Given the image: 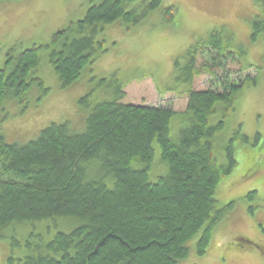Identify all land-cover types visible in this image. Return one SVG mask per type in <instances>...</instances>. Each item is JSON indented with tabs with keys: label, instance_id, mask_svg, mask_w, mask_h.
Masks as SVG:
<instances>
[{
	"label": "trees",
	"instance_id": "trees-1",
	"mask_svg": "<svg viewBox=\"0 0 264 264\" xmlns=\"http://www.w3.org/2000/svg\"><path fill=\"white\" fill-rule=\"evenodd\" d=\"M257 1L261 12L252 19L251 40L264 34V0ZM160 4L89 0L84 16L59 28L47 43L11 48L0 67V105L13 98L25 104L34 84L47 90L37 74L42 50L65 86L105 51V24L120 18L134 25ZM175 10L168 5L162 13L171 21ZM204 54L198 66L197 57ZM245 54L225 26L189 45L173 63L174 80L189 85L204 72L215 78V88L188 89L181 112L122 102L124 83L116 82L108 98L91 104L90 93L81 97L88 107L82 131L68 121L50 122L25 143L9 142L0 132V239L10 244L6 264H181L186 243L198 232L196 253L204 254L215 225L234 204L218 201L216 186L237 164L234 141L248 140L236 128L220 146V159L215 143L223 117L236 109L234 99L244 85L255 83L250 74L228 79L233 73L228 60L237 61L241 72L254 67L242 63ZM222 70L225 78L219 76ZM219 110L222 116L212 121ZM174 118L183 124L177 132ZM157 162L161 174L150 175Z\"/></svg>",
	"mask_w": 264,
	"mask_h": 264
},
{
	"label": "rangeland",
	"instance_id": "rangeland-1",
	"mask_svg": "<svg viewBox=\"0 0 264 264\" xmlns=\"http://www.w3.org/2000/svg\"><path fill=\"white\" fill-rule=\"evenodd\" d=\"M258 2L161 0L159 7L134 25L120 18L105 24L101 34L105 51L85 64L79 76L65 86L48 63L47 50H42L37 74L47 90L34 84L26 93L25 104L15 98L5 100L0 105V132L9 142L25 143L50 122L68 121L73 130L82 131L88 107L80 103L81 97L90 93L86 100L91 104L108 98L116 82L124 83L122 102L166 106L181 112L187 104L186 91L215 88V78L202 72L189 85L178 83L173 76L175 59L182 56L189 45L205 40L211 29L226 26L233 33L235 43L243 45L246 51L242 63L254 66L241 72L237 61L228 60L227 67L233 72L228 79H241L246 74L256 78L254 84L247 82L236 94V109L223 117L225 125L217 133L215 143L220 159L223 161L220 146L236 128L248 140L234 141L237 164L218 182L214 193L222 204L233 200L232 208L215 225L205 253L201 256L196 253L198 232L186 243L188 255L179 263L264 264L262 252H245L229 245L232 236L237 234L257 239L262 235L256 229L264 232V34L259 33L251 40L252 19L261 12ZM88 5L89 0H0V67L11 48L17 47L18 51L47 43L59 28L81 19ZM168 5L176 7L171 21L162 13ZM204 57L205 54L197 57L198 66L205 62ZM184 61L179 59L181 64ZM224 74V70L219 71L220 77ZM216 87L222 90L221 86ZM221 116L219 110L211 119L216 121ZM182 125L177 118L171 122L174 132ZM158 156L156 147L153 162ZM249 159L255 162L254 171L244 173ZM152 167L150 175L162 172L160 163H153ZM165 170L166 166L163 172ZM253 190L254 196L248 198L247 193ZM24 231L26 228L18 230V234ZM9 252V240L1 238L0 264H6ZM22 252L15 249L16 254Z\"/></svg>",
	"mask_w": 264,
	"mask_h": 264
},
{
	"label": "flooded vegetation",
	"instance_id": "flooded-vegetation-1",
	"mask_svg": "<svg viewBox=\"0 0 264 264\" xmlns=\"http://www.w3.org/2000/svg\"><path fill=\"white\" fill-rule=\"evenodd\" d=\"M249 160H250L249 163L246 164L244 173L250 172L251 170H252L251 172L254 171L255 162L252 159H249ZM256 231L259 233V235H262V237H258L257 239H252L250 237L237 234L235 236H232V238L229 241V245L232 246V248L236 250L241 249V250H244L245 252L247 251L262 252L264 256V232L262 233L258 229H256Z\"/></svg>",
	"mask_w": 264,
	"mask_h": 264
}]
</instances>
